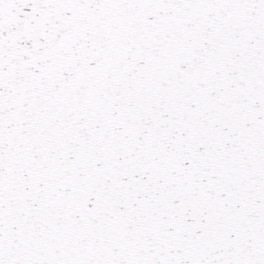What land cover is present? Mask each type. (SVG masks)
<instances>
[{
	"label": "snow or ice",
	"instance_id": "6c2138e0",
	"mask_svg": "<svg viewBox=\"0 0 264 264\" xmlns=\"http://www.w3.org/2000/svg\"><path fill=\"white\" fill-rule=\"evenodd\" d=\"M0 264H264V0H0Z\"/></svg>",
	"mask_w": 264,
	"mask_h": 264
}]
</instances>
